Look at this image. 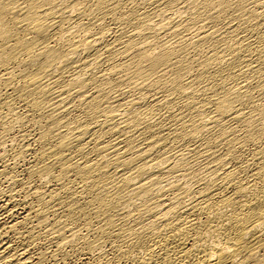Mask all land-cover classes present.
<instances>
[{"label": "bare ground", "instance_id": "1", "mask_svg": "<svg viewBox=\"0 0 264 264\" xmlns=\"http://www.w3.org/2000/svg\"><path fill=\"white\" fill-rule=\"evenodd\" d=\"M0 264H264V0H0Z\"/></svg>", "mask_w": 264, "mask_h": 264}]
</instances>
